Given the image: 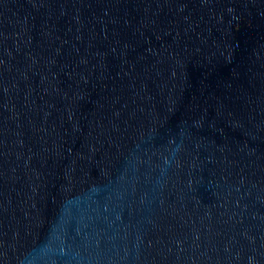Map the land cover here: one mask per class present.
Segmentation results:
<instances>
[{
    "label": "water",
    "instance_id": "water-1",
    "mask_svg": "<svg viewBox=\"0 0 264 264\" xmlns=\"http://www.w3.org/2000/svg\"><path fill=\"white\" fill-rule=\"evenodd\" d=\"M0 264H264V0H0Z\"/></svg>",
    "mask_w": 264,
    "mask_h": 264
}]
</instances>
